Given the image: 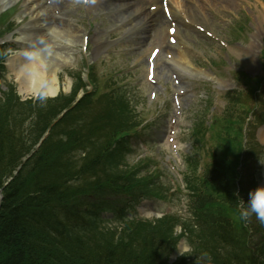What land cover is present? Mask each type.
Segmentation results:
<instances>
[{"label": "trees", "instance_id": "16d2710c", "mask_svg": "<svg viewBox=\"0 0 264 264\" xmlns=\"http://www.w3.org/2000/svg\"><path fill=\"white\" fill-rule=\"evenodd\" d=\"M30 104L11 93L0 98V264H25L36 261L37 255L44 257L40 264H92L81 243L72 239V226L92 214V209L121 205L123 197L111 202L110 193L120 195L124 186L135 192L139 185L129 173L125 177L100 174L112 153L107 145L85 154L80 158L84 164L77 167L79 152L91 144L77 124L57 138L48 136L13 175L21 157L33 148L58 111L56 105L42 109ZM91 175L102 180H93ZM214 225L221 230L216 236H228V243H236L239 231L227 219ZM102 245L104 255L90 247L96 264H146L142 256L117 242Z\"/></svg>", "mask_w": 264, "mask_h": 264}, {"label": "rangeland", "instance_id": "374dc122", "mask_svg": "<svg viewBox=\"0 0 264 264\" xmlns=\"http://www.w3.org/2000/svg\"><path fill=\"white\" fill-rule=\"evenodd\" d=\"M60 3L56 4L57 8L63 7L62 10L66 11L64 16L73 17L75 21H78L79 23L85 24V21H87V15H84L79 11V9L82 7L79 5V2L73 3L72 0H60ZM70 3L68 5L67 3ZM95 10V9H93ZM2 19L4 20V24L8 22L9 16L2 15ZM5 16V17H4ZM109 18L102 19L101 25L106 26L107 24L110 25ZM124 19H122L123 21ZM128 21V19H126ZM9 21L11 22V18H9ZM13 24L9 23L8 25ZM14 26V25H13ZM79 27L78 25H76ZM99 26V25H97ZM117 26V25H115ZM134 27H138V25H135ZM12 28V27H10ZM10 28L4 29V31H8ZM95 31V29L93 30ZM139 32V29H135V33ZM257 31H255L256 33ZM124 30L121 28H117L114 30H111L110 33H107L105 36H94L93 38L90 36L89 44L86 47L85 51L79 50V45L76 46V51L74 52L75 61L73 62V69H81L82 70V64L84 61V57H87L88 60H96V72L98 73L97 80H99V83L105 84L106 81L109 79L114 80V77L111 75V73L114 74L116 77V80L113 82H117L119 84H125L127 83L128 86L126 88L127 93L130 97H133V99H137L139 101L142 100V94L149 91L150 86L144 81V75L143 70L145 69V57L143 54L136 49V45L131 41V38H133L134 35L130 36H123ZM117 35L121 38V41L117 44V46L109 51L106 52L107 47L101 48L98 52H95L97 47H101L103 43L106 42L108 38H111L113 36ZM62 41V40H60ZM63 41L61 42V46L57 49L56 52L60 53L62 48ZM63 51H66V47H64ZM148 51V50H147ZM14 51H8V53H13ZM136 57H139L140 63L138 61L135 62ZM130 66H134L131 69H129ZM68 68H64V71ZM130 71L131 73L128 75H124L122 70ZM69 71V70H67ZM65 77H62L59 84H60V91L57 95V98L62 99V103H65L66 100L63 98L64 93L62 91H65L67 88V84H64L66 82ZM168 80V77H167ZM73 79L70 80V90H72L75 86L73 84ZM107 89H103L102 87H99L98 92L96 95L106 91ZM173 89L171 85L167 84V90L164 92L166 94V97L171 100V93ZM188 96V97H187ZM184 97H179L181 107H182V116L180 117V123H181V129L178 130L177 134L174 136L175 141L171 140L170 143H176L179 145V151H181L183 159L185 158L186 154H194L197 153V155H200L201 162L206 160L205 154L211 153V145L209 142L205 139L203 140L204 144L201 145L200 143L194 142V136L188 130L187 128L191 125L195 126L198 122H201L203 132L206 133L205 129L208 124L212 122L214 117L219 116L224 117L227 114V108L224 107V102L219 98L217 100H211V101H204L201 97L200 90L197 89V91H194L193 95H187ZM160 99V98H159ZM158 99V100H159ZM95 100V99H94ZM99 101H96L94 103L95 106L98 107ZM162 104V102H161ZM176 108L174 107V110ZM147 111L143 114V116H148ZM173 114V106H172V100H171V106H170V114L171 116ZM211 116V117H210ZM210 117V118H209ZM48 120H50L48 118ZM168 118L165 120H162L161 122V128L157 132L156 129L150 130L151 128H148L145 130L143 134H141L139 137H137L136 140H132L131 145L136 150L135 152H132L130 154H127V163L129 166H132L135 162V155L141 151V147H139L141 141H147L150 145V153L152 154V157L154 160L160 161L164 157L165 154H169V148L171 146L168 141L166 142V126L164 127V122L166 121L167 124ZM156 123V121H155ZM177 121L172 122L170 129L177 128ZM186 127L184 128V126ZM164 127V128H162ZM150 130V131H149ZM58 132L62 131L61 128H58ZM165 131L163 137L162 134ZM213 147V146H212ZM82 148V146L80 147ZM160 152V153H159ZM151 159L150 161H153ZM77 161V160H76ZM79 163H83L82 161H77ZM181 159L177 161V164L180 165ZM176 167V164H175ZM167 170L169 172H172L169 165H167ZM165 185H167V181L164 179L162 181ZM151 199V198H150ZM151 205L153 206L155 211H163L166 206L171 207V212H175L181 216H183L185 219H188V217L191 216V213L188 211L187 206H183L184 201L187 203L188 199L184 198V195H181V193H174L166 203L161 202V200L157 199H151ZM136 215L134 210L129 211L128 215ZM235 217V215L233 214ZM99 226H102L101 223H99ZM164 227V226H163ZM179 232V228L173 230L174 236ZM169 234L170 232L167 231ZM144 234L143 231L141 232H131L129 234H124L123 236L114 237L113 241L119 243L123 247H131L132 243L135 241H138V238H136L138 235ZM170 235V234H169ZM111 236V232L103 229H100L98 231H87L80 230L76 234H74L72 237L73 240L79 241L81 244H78L82 249L88 250L91 247V244H93L90 239H94L93 242H97V244L103 243L100 239H108ZM166 234L164 235V239H166ZM139 253H141L144 257L149 256L147 249L145 248H136ZM187 250H191V247L187 244ZM196 261L195 264H214V262L210 261L207 258V255L201 252H197L196 254Z\"/></svg>", "mask_w": 264, "mask_h": 264}, {"label": "bare ground", "instance_id": "6f19581e", "mask_svg": "<svg viewBox=\"0 0 264 264\" xmlns=\"http://www.w3.org/2000/svg\"><path fill=\"white\" fill-rule=\"evenodd\" d=\"M8 1V0H4ZM155 1V0H152ZM197 5H200L197 3ZM31 6V5H29ZM28 6V7H29ZM132 10L140 11L141 6H135ZM39 12L43 13V9L41 7L38 8ZM34 13V12H33ZM36 17L41 16V14H38L37 12L33 14ZM157 14H153L149 22L153 24L154 20L156 19L155 16ZM142 18V16H141ZM125 26H128L127 24ZM54 27H62L63 30H67V32L70 33V37H73L77 41V35L72 34V26L68 23L59 24L56 23ZM21 41H25L24 38H19ZM68 43L65 42L64 45H67ZM24 45V53H18V55L12 57L9 61L12 64L11 69L12 71L17 74V80L19 83V90L22 93H32L33 91H39L42 92L44 95L49 96L56 91H60V84L58 79V74L60 70L59 62L56 58H54L52 55L50 57L44 56L42 59L45 61L43 63L40 61V58L37 59V57L34 56V53L31 48L27 46L24 42L22 43ZM59 57V56H58ZM60 60V59H59ZM188 66L186 62L182 65V69L187 70ZM183 70V71H184ZM54 95V94H53ZM30 105H37L42 109H46L47 107H52V105L58 104L57 101H53L49 98H36L30 101ZM13 125H19L18 122H14ZM264 139V138H263ZM144 214H149V209L142 207L140 208ZM93 238L90 239V241L93 243L91 244L92 250L95 248L100 255H104V251H102L100 244L98 245L97 242H93ZM95 246V247H94ZM91 249L86 250V255L89 259V261L92 264L97 263V256L94 254V252ZM35 259V257H34ZM44 259L43 256L37 255L36 261H26L25 264H40L41 261Z\"/></svg>", "mask_w": 264, "mask_h": 264}, {"label": "clouds", "instance_id": "9594fccd", "mask_svg": "<svg viewBox=\"0 0 264 264\" xmlns=\"http://www.w3.org/2000/svg\"><path fill=\"white\" fill-rule=\"evenodd\" d=\"M264 163V162H261ZM238 214L244 221L249 220L251 217L255 218L264 224V185L257 186L248 192V199L245 201L237 192ZM187 249L181 247L180 254L184 255Z\"/></svg>", "mask_w": 264, "mask_h": 264}, {"label": "snow or ice", "instance_id": "6c2138e0", "mask_svg": "<svg viewBox=\"0 0 264 264\" xmlns=\"http://www.w3.org/2000/svg\"><path fill=\"white\" fill-rule=\"evenodd\" d=\"M93 2H94V0H93ZM153 10H155V6H153ZM163 10H164L165 13L168 12V4H167V0H164V8H163ZM170 31H171L172 33H175L176 29L173 27V28L170 29ZM85 39H86V38H85ZM173 42L175 43V41H173ZM157 51H158V49H157ZM152 55H153V58H154L155 55H156V53L154 52ZM151 73H152V69L149 68L148 79H150V80L153 79V75H152Z\"/></svg>", "mask_w": 264, "mask_h": 264}]
</instances>
